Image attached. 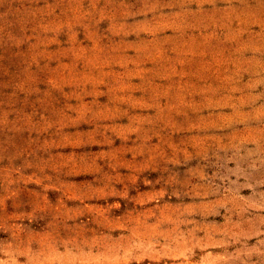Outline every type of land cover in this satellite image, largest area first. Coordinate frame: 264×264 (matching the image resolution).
Here are the masks:
<instances>
[{
    "label": "rangeland",
    "instance_id": "obj_1",
    "mask_svg": "<svg viewBox=\"0 0 264 264\" xmlns=\"http://www.w3.org/2000/svg\"><path fill=\"white\" fill-rule=\"evenodd\" d=\"M0 264H264V0H0Z\"/></svg>",
    "mask_w": 264,
    "mask_h": 264
}]
</instances>
